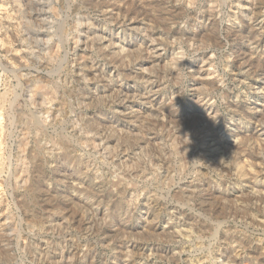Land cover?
<instances>
[{"label": "rangeland", "instance_id": "obj_1", "mask_svg": "<svg viewBox=\"0 0 264 264\" xmlns=\"http://www.w3.org/2000/svg\"><path fill=\"white\" fill-rule=\"evenodd\" d=\"M81 1L0 0V264H264V0Z\"/></svg>", "mask_w": 264, "mask_h": 264}, {"label": "bare ground", "instance_id": "obj_2", "mask_svg": "<svg viewBox=\"0 0 264 264\" xmlns=\"http://www.w3.org/2000/svg\"><path fill=\"white\" fill-rule=\"evenodd\" d=\"M33 1V0H32ZM31 0H23V3H24V5H26V6H28L31 2H32ZM58 1V0H57ZM65 1V0H64ZM74 1V0H73ZM81 1V0H80ZM110 1V0H109ZM108 1V3H106L105 2V5H107L108 7H110V11H112V13H114V11H118V9L120 8V7H117V3L115 2H109ZM112 1H114V0H112ZM125 0H122L121 1V3L123 2V3H125L124 2ZM35 2V1H34ZM36 2H37V0H36ZM76 2H78V1H76ZM120 2V1H119ZM237 2V1H236ZM64 3V2H63ZM75 3V2H74ZM71 4V3H70ZM31 5V4H30ZM29 5V6H30ZM34 5V4H33ZM87 5H89V6H98V7H103V6H105L104 5V2L102 3V1L100 2V0H82L80 3H78L76 6H75V9H77V10H81V9H83V8H85V6H87ZM120 5V4H119ZM66 6V5H65ZM70 6V5H69ZM124 6V5H123ZM245 6V5H244ZM31 7V6H30ZM55 7V6H54ZM101 7V8H102ZM27 8V7H26ZM51 8V7H50ZM74 8V7H73ZM139 8V7H138ZM56 9V8H55ZM88 9H90V8H88ZM121 9V8H120ZM119 9V10H120ZM256 9V8H255ZM24 10V9H23ZM257 10V9H256ZM45 11V10H44ZM84 11V10H83ZM258 11V10H257ZM24 12V11H23ZM23 12H21V13H23ZM54 12V11H53ZM74 12H76V11H74ZM101 12V11H100ZM105 12V11H104ZM119 12V11H118ZM118 12H116L117 14H118ZM122 12V11H121ZM125 12V11H124ZM32 15L33 14V12H29V11H27V13H24V15H26V14H28V16L30 15V14ZM39 13V12H38ZM45 13V12H44ZM81 13V12H80ZM110 13V12H109ZM36 14V13H35ZM34 14V15H35ZM60 14V13H59ZM100 14V13H99ZM116 14V15H117ZM30 15V16H31ZM39 15H41L40 13H39ZM77 15H78V13H77ZM76 15V16H77ZM38 15H36V17H37ZM48 16V15H47ZM68 16V15H67ZM101 16V15H100ZM119 16V15H118ZM123 16V15H122ZM257 16V15H256ZM24 17H26V16H24ZM115 17V16H114ZM126 17V16H125ZM27 18V17H26ZM28 18H30V17H28ZM34 18V17H33ZM32 18V19H33ZM200 18V17H199ZM257 18V17H256ZM259 18H261V17H259ZM76 19V18H75ZM78 19V18H77ZM82 19V18H81ZM254 19V18H253ZM262 19V18H261ZM27 20V19H26ZM259 20V19H258ZM27 22H29L28 20H27ZM31 22V21H30ZM29 22V23H30ZM32 22H33V20H32ZM259 22V21H258ZM257 22V23H258ZM261 22V21H260ZM26 23V22H25ZM85 23V22H84ZM65 24V23H64ZM63 24V25H64ZM256 24V23H255ZM254 24V25H255ZM69 25V24H68ZM131 25V24H130ZM29 25H27V27H28ZM129 26V25H128ZM238 26V25H237ZM31 27V26H30ZM30 27H29V31H30ZM33 27H35V26H33ZM61 27V26H60ZM63 27V26H62ZM68 27V26H67ZM259 27V26H258ZM32 28V27H31ZM261 28V27H260ZM57 29V28H56ZM61 29H63V28H61ZM90 29H93V28H90ZM105 29V28H104ZM249 29V28H248ZM40 30V29H39ZM82 30V29H81ZM32 31V30H31ZM30 31V32H31ZM80 31V30H79ZM90 31V30H89ZM92 31H94V30H92ZM91 31V32H92ZM246 31V30H245ZM42 32V31H41ZM78 32V31H77ZM81 32V31H80ZM95 32V31H94ZM162 32V31H161ZM238 32V31H237ZM28 33V32H27ZM32 33V32H31ZM38 33H40V32H38ZM184 33V32H183ZM183 33H180V34H183ZM213 33V32H212ZM42 34V33H41ZM45 34H46V32H45ZM64 34V33H63ZM84 34V33H83ZM86 34V33H85ZM113 34V33H112ZM174 34V33H173ZM37 35V34H36ZM81 35V34H80ZM150 35V34H149ZM192 35V34H191ZM25 36V35H24ZM51 36V35H50ZM82 36V35H81ZM172 36V35H171ZM182 36V35H181ZM27 38H29V34H28V37ZM79 38H80V36H79ZM187 38V37H186ZM191 38V37H190ZM106 39V38H105ZM24 40V39H23ZM57 40V39H56ZM74 40V39H73ZM192 40V39H191ZM36 41V40H35ZM51 40H49V42H50ZM259 41V40H258ZM44 42V41H43ZM57 42V41H56ZM169 42V41H168ZM45 44H47V43H45ZM51 44V43H50ZM56 44V43H55ZM131 44V43H130ZM263 44V43H262ZM132 45V44H131ZM260 45V44H259ZM44 46H46V45H44ZM103 47V46H102ZM261 47V46H260ZM49 48V47H48ZM57 48V47H56ZM58 48H59V44H58ZM155 49V48H154ZM246 49V48H245ZM53 50V49H52ZM126 50V49H125ZM253 50V49H252ZM47 51V50H46ZM154 52L156 53H152L151 55H149V57L150 58H158L159 59V57H161V53H159V51L157 50V48L154 50ZM149 53V52H148ZM259 54V53H258ZM261 55V54H260ZM258 56V55H257ZM260 58V57H259ZM128 60V59H127ZM152 61H154V59H151ZM157 60V59H156ZM257 60V59H256ZM261 60V59H260ZM119 61V60H118ZM211 62V61H210ZM246 63V62H245ZM250 63V62H249ZM257 63V62H256ZM81 64V63H80ZM79 64V65H80ZM208 65V64H207ZM249 65V64H248ZM258 66V65H257ZM201 67V66H200ZM199 67V69H201ZM246 67V66H245ZM263 67V66H262ZM198 69V70H199ZM197 70V69H196ZM209 70V69H208ZM204 71V70H203ZM209 72V71H208ZM212 72H213V70H212ZM215 72V71H214ZM206 73V72H205ZM196 74H197V72H196ZM198 74H199V76L202 74V72H201V70H199V72H198ZM210 74V73H209ZM37 75V74H36ZM84 75V74H83ZM203 75V74H202ZM262 75V74H261ZM35 76V75H34ZM238 76V75H237ZM40 77V76H39ZM246 77V76H245ZM43 78V77H42ZM243 78V77H242ZM28 79V78H27ZM39 79V78H38ZM29 80V79H28ZM243 80V79H242ZM29 81H32V79L31 80H29ZM45 81V80H44ZM220 81V80H219ZM35 82V81H34ZM46 82V81H45ZM240 82V81H239ZM257 82L260 84L259 85V87L258 88H260V89H264V87L262 86L263 84H264V76H261V77H259V79L257 80ZM38 85H37V87L35 88H33V91H35V90H39L40 91V89H43V88H46L47 87V85L46 84H43L41 81L39 82V81H37L36 82ZM36 83H35V85H36ZM94 83V82H93ZM210 83V82H209ZM209 83H208V85H209ZM214 83V82H213ZM32 84H34V83H32ZM31 84V85H32ZM98 84V83H97ZM34 86V85H33ZM51 86H52V84H51ZM204 86H206V85H204ZM19 87V86H18ZM103 87V86H102ZM30 88V87H29ZM53 88V87H52ZM197 89V88H196ZM28 90V89H27ZM59 90V89H58ZM93 90V89H92ZM124 90V89H123ZM29 91V90H28ZM55 91V90H54ZM46 92V91H45ZM86 92V91H85ZM113 92V91H112ZM259 92H261V90H259ZM258 92V93H259ZM263 92V91H262ZM48 93V92H47ZM202 93V92H201ZM8 94V93H7ZM197 94V93H196ZM263 94V93H262ZM198 95V94H197ZM214 95V94H213ZM4 96V95H3ZM8 96H10V94L8 95ZM33 96V95H32ZM35 96V95H34ZM86 96V95H85ZM261 96L262 95H259L258 96V99L260 100V99H262L261 98ZM30 97V96H29ZM254 97V96H253ZM33 98V97H32ZM207 98V97H206ZM209 98H211V97H209ZM263 98H264V96H263ZM43 99V98H42ZM204 99V98H203ZM5 100H6V97H4V102H5ZM10 100V99H9ZM211 100V99H210ZM215 100V99H214ZM238 101V100H237ZM14 102V101H13ZM250 102V101H249ZM15 103V102H14ZM252 103V102H251ZM9 104V103H8ZM17 104V103H16ZM46 104V103H45ZM1 106V105H0ZM5 106V105H4ZM204 106H206V105H204ZM16 107V106H15ZM208 107V106H207ZM255 107L256 108H260V111H262L263 110V107H264V103H257L256 105H255ZM254 107V108H255ZM19 108V107H18ZM201 108V107H200ZM2 109V108H1ZM251 109H252V107H251ZM205 110V109H204ZM256 110V109H255ZM259 111V110H258ZM257 111V112H258ZM213 112V111H212ZM7 113V112H6ZM256 113V112H255ZM209 114V113H208ZM260 114V113H259ZM207 115V114H206ZM46 117V116H45ZM209 117H210V115H209ZM256 117V116H255ZM8 118H9V116H8ZM29 118H31V117H29ZM33 118V117H32ZM113 118V117H112ZM194 118V117H193ZM202 118V117H201ZM212 118V117H211ZM214 118V117H213ZM219 118V117H218ZM10 119V118H9ZM128 119V118H127ZM203 119H204V116H203ZM252 119V118H251ZM13 120V119H12ZM16 119H14V121H15ZM22 120V119H21ZM98 120V119H97ZM198 120V119H197ZM208 120V119H207ZM214 120V119H213ZM212 120V121H213ZM192 121V120H191ZM205 121V120H204ZM209 121V120H208ZM215 121H216V119H215ZM214 121V122H215ZM9 122V121H8ZM96 122V121H95ZM104 122V121H103ZM202 122H203V120H202ZM206 122V121H205ZM213 122V123H214ZM13 123V122H12ZM15 123V122H14ZM14 123H13V125H14ZM17 123V122H16ZM33 123V122H32ZM9 124H10V122H9ZM41 124V123H40ZM76 124V123H75ZM72 125H74V123L72 124ZM36 126H38V125H36ZM42 126V125H41ZM28 127V126H27ZM124 127V126H123ZM218 127V126H217ZM22 128V127H21ZM25 128V127H24ZM38 128V127H37ZM224 128V127H223ZM27 129H29V128H26V129H24V130H27ZM92 129V128H91ZM218 129V128H217ZM4 131V130H3ZM249 131V130H248ZM261 131V130H260ZM21 132V131H20ZM24 132V131H23ZM30 132V131H29ZM184 132V131H183ZM259 132V131H258ZM17 133V132H16ZM26 133V132H25ZM32 133V132H31ZM30 133V134H31ZM44 133V132H43ZM219 133V132H218ZM36 134H38V133H36ZM216 134V133H215ZM222 134V133H221ZM253 134V133H252ZM20 135V134H19ZM25 135V134H24ZM29 136V135H28ZM35 136H37V135H35ZM210 136V135H209ZM222 136V135H221ZM221 136H219V138H221ZM236 136V135H235ZM238 136H239V134H238ZM243 136V135H242ZM241 137V136H240ZM28 138V137H27ZM52 138V137H51ZM258 138H260V137H258ZM102 139V138H101ZM213 139H214V137H213ZM213 139H211V140H213ZM243 139H245V138H243ZM252 139V138H251ZM32 140V139H31ZM209 140V139H208ZM218 140V139H217ZM220 140V139H219ZM222 140V139H221ZM236 140H238L237 138L236 139H234V140H230V141H228L227 142V144H225L224 146H226L227 148H230L231 149V147H237V141ZM26 141V140H25ZM59 141V140H58ZM216 141V140H215ZM224 141V140H223ZM241 141V140H240ZM38 142V141H37ZM2 143V142H1ZM19 143V142H18ZM30 144H32L31 142H29ZM28 143V144H29ZM23 144H24V142H23ZM40 144V143H39ZM213 144V143H212ZM220 145L221 143H217V145ZM21 145V144H20ZM33 145V144H32ZM34 145H36V144H34ZM68 145V144H67ZM204 145V144H203ZM211 145V144H210ZM216 145V144H215ZM239 145V144H238ZM39 146V145H38ZM41 146V145H40ZM259 146V145H258ZM20 147V146H19ZM23 147V146H22ZM29 147V146H28ZM260 147V146H259ZM31 148V147H30ZM34 148V147H33ZM245 148V147H244ZM255 148V147H254ZM210 149V148H209ZM222 149V148H221ZM220 149V150H221ZM35 150V149H34ZM186 150V149H185ZM218 150V149H217ZM225 150V149H224ZM224 150H222V151H224ZM227 150V149H226ZM229 150V149H228ZM241 150V149H240ZM250 150H252V149H250ZM24 151V150H23ZM36 151V150H35ZM66 151V150H65ZM206 151H208V150H206ZM33 152V151H32ZM184 153L186 152V151H183ZM219 152V151H218ZM240 152V151H239ZM242 152V151H241ZM18 153V152H17ZM24 153V152H23ZM29 153V152H28ZM36 153H39V152H36ZM40 153H42V151L40 152ZM9 154V153H8ZM211 154H212V151H211ZM218 154V153H217ZM216 154V155H217ZM1 150H0V165H2L1 164ZM19 155H20V153H19ZM210 155V154H209ZM208 155V156H209ZM213 155H214V153H213ZM226 155V154H225ZM16 156V155H15ZM24 156V155H23ZM30 156V155H29ZM241 156H242V153H241ZM219 157V156H218ZM6 158V157H5ZM17 158V157H16ZM45 158V157H44ZM69 158V157H68ZM246 159V158H245ZM68 160V159H67ZM229 160V159H228ZM253 160V159H252ZM63 161V160H62ZM163 161V160H162ZM61 162V161H60ZM62 163H64V161L62 162ZM171 164V163H170ZM183 164V163H182ZM237 164V163H236ZM62 165V164H61ZM242 165V164H241ZM4 166V165H3ZM68 166V165H67ZM255 166V165H254ZM9 167V166H8ZM69 167V166H68ZM74 168V167H73ZM244 168V167H243ZM261 169V168H260ZM1 170H2V167H0V172H1ZM242 170V169H241ZM240 170V171H241ZM255 170V169H254ZM249 171V170H248ZM257 171V170H256ZM242 172H244V171H242ZM258 173H259V171H257ZM3 173V172H2ZM261 173V172H260ZM247 174L248 173H246L244 176H247ZM22 175V174H21ZM144 175V174H143ZM249 175V177L251 176V179H254V180H251V181H254V183L253 184H251V187H256V186H259V181L257 182L256 181V179H257V174H255V172H253V170L252 171H250V173L248 174ZM262 175V174H261ZM239 176V175H238ZM262 176H264V175H262ZM245 179H247V178H245ZM264 179V178H263ZM160 180V179H159ZM155 181V180H154ZM250 181V180H249ZM84 182V181H83ZM125 182V181H124ZM156 182V181H155ZM159 182V181H158ZM261 182H262V180H261ZM127 183V182H126ZM199 183V182H198ZM249 183V182H248ZM157 184V183H156ZM262 184V183H261ZM261 184H260V186L259 187H261V189H262V186H261ZM130 185V184H129ZM190 185V184H189ZM123 189V188H122ZM127 189V188H126ZM132 189V188H131ZM255 190H256V188H254ZM260 190V189H259ZM264 190V189H263ZM132 191V190H131ZM82 192V191H81ZM124 192V191H123ZM142 192V191H141ZM244 192V191H243ZM117 193V192H116ZM188 193V192H187ZM205 193V192H204ZM248 195V194H247ZM258 196V195H257ZM202 198V197H201ZM153 199V198H152ZM205 199H207V198H205ZM153 200H155V199H153ZM200 201V200H199ZM202 201H203V199H202ZM206 201V200H205ZM211 201V200H210ZM152 202V201H151ZM153 202H155V201H153ZM202 203V202H201ZM218 203V202H217ZM29 205V204H28ZM209 205V204H208ZM220 205V204H219ZM222 205V204H221ZM159 206V205H158ZM201 206H203V205H201ZM212 206V205H211ZM214 207V206H213ZM25 208V207H24ZM156 208V207H155ZM212 208V207H211ZM215 208V207H214ZM219 208V207H218ZM28 209V208H27ZM26 209V210H27ZM62 209V208H61ZM219 210V209H218ZM159 211V210H158ZM155 212V211H154ZM219 212V211H218ZM155 214V213H154ZM29 215H31V214H29ZM35 216H36V214H35ZM65 216V215H64ZM152 216V215H151ZM158 216V215H157ZM150 217V216H149ZM250 217V216H249ZM45 218V217H44ZM58 218V217H57ZM151 218H155V216L154 217H151ZM159 218V217H158ZM33 219V218H32ZM157 219V218H156ZM156 219H152L153 220V222L156 224ZM181 219V218H180ZM42 220V219H41ZM30 221V220H29ZM81 221H82V219H81ZM122 221H124V220H122ZM40 223H43V221H41ZM159 223V222H158ZM153 224V223H152ZM166 224V223H165ZM151 225V224H150ZM188 225V224H187ZM182 226V225H181ZM153 229V228H152ZM184 230V229H183ZM10 234V233H9ZM189 234V233H188ZM181 235V234H180ZM197 237V236H196ZM236 241V240H235ZM189 242V241H188ZM48 244V243H47ZM235 244V243H234ZM238 246V245H237ZM183 247V246H182ZM220 248V247H219ZM241 248V247H240ZM21 249V248H20ZM138 249V248H137ZM228 249V248H227ZM127 250V249H126ZM19 251V250H18ZM240 251V250H239ZM126 252V251H125ZM128 252V251H127ZM129 252H130V250H129ZM231 252V251H230ZM229 254V253H228ZM126 256V255H125ZM232 256V255H231ZM230 256V257H231ZM39 257V256H38ZM228 257V256H227ZM54 258V257H53ZM56 258V257H55ZM133 258V257H132ZM125 259H126V257H125ZM135 259V258H134ZM205 259V258H204ZM49 260V259H48ZM141 260V259H140ZM213 260V259H212ZM125 261H128V260H125ZM201 261H203V260H201ZM201 261L199 262V263H201ZM14 262V261H13ZM67 263V262H66ZM65 263V264H66ZM70 263V262H69ZM129 263V262H128ZM220 263V262H219ZM212 264V263H211Z\"/></svg>", "mask_w": 264, "mask_h": 264}]
</instances>
